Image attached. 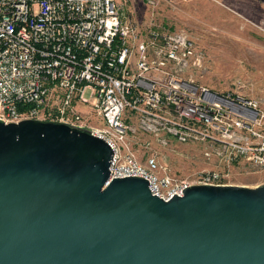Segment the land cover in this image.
Segmentation results:
<instances>
[{
    "label": "built area",
    "instance_id": "built-area-1",
    "mask_svg": "<svg viewBox=\"0 0 264 264\" xmlns=\"http://www.w3.org/2000/svg\"><path fill=\"white\" fill-rule=\"evenodd\" d=\"M202 69L203 53L184 30L152 20L140 29L115 0H0V118L84 127L77 106L86 105L103 123L89 129L113 152L108 179L142 176L164 199L189 184L231 183L228 169L175 177L155 150L141 161L121 144L196 141L207 158L264 173L263 101L197 83L192 74Z\"/></svg>",
    "mask_w": 264,
    "mask_h": 264
},
{
    "label": "water",
    "instance_id": "water-1",
    "mask_svg": "<svg viewBox=\"0 0 264 264\" xmlns=\"http://www.w3.org/2000/svg\"><path fill=\"white\" fill-rule=\"evenodd\" d=\"M112 153L87 127L0 118V264H264V181L164 199L108 179Z\"/></svg>",
    "mask_w": 264,
    "mask_h": 264
},
{
    "label": "rangeland",
    "instance_id": "rangeland-1",
    "mask_svg": "<svg viewBox=\"0 0 264 264\" xmlns=\"http://www.w3.org/2000/svg\"><path fill=\"white\" fill-rule=\"evenodd\" d=\"M151 1L115 0L122 14L140 29L152 20L161 27L180 28L192 38L203 53V69L192 74L197 83L217 91L238 88L264 103V0ZM77 109L84 127L103 125L88 106L78 105ZM147 139L150 148L134 141L121 144V148L128 146L141 161L150 149L155 150L162 170L175 177L190 178L202 169L227 168L231 183L264 181L263 172L246 164L227 166L205 157L203 143L169 137L161 144Z\"/></svg>",
    "mask_w": 264,
    "mask_h": 264
}]
</instances>
